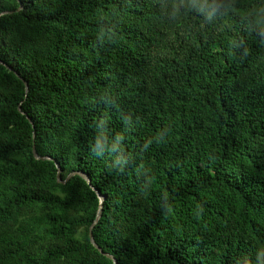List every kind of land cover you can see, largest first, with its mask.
Returning a JSON list of instances; mask_svg holds the SVG:
<instances>
[{
  "label": "trees",
  "instance_id": "obj_1",
  "mask_svg": "<svg viewBox=\"0 0 264 264\" xmlns=\"http://www.w3.org/2000/svg\"><path fill=\"white\" fill-rule=\"evenodd\" d=\"M6 11L0 264H264V0Z\"/></svg>",
  "mask_w": 264,
  "mask_h": 264
},
{
  "label": "water",
  "instance_id": "obj_2",
  "mask_svg": "<svg viewBox=\"0 0 264 264\" xmlns=\"http://www.w3.org/2000/svg\"><path fill=\"white\" fill-rule=\"evenodd\" d=\"M21 8H23V5L21 6ZM11 12H3V13H1L0 14V18L2 17V16H4V15H8V14H10ZM1 63H3L2 61H0ZM4 64V63H3ZM8 68L10 69V70H12V67L10 66H8ZM21 79H23L24 80V78H22L21 77V75L20 74H17ZM24 82H25V84H26V89H27V92H29V83L27 82V81H25L24 80ZM19 111L22 113V114H24L30 121H31V119H30V117L24 112V111H22V109H21V106H19ZM34 138H35V132H34V136H33ZM33 154H34V157L36 158V159H50L49 157H41L39 154H38V152H37V149H36V146L34 145L33 146ZM56 165H57V168H58V175H57V179H58V181L59 182H62V183H65L67 180H69L72 176H74V175H80V176H82L83 178H84V180L87 182V184L92 188V189H94V191L97 193V195L99 196V199H100V205H99V208H98V211H97V218H96V220H95V222H94V224L91 226V228H90V241H91V244L102 254V255H104V256H106V257H108V258H110V259H112L113 261H114V263L115 264H118V262H117V260L113 257V256H111V255H109V254H107V253H105L101 248H100V246L96 243V241H95V238H94V235H93V229H94V226L99 222V220H100V218L102 217V214H103V206H104V201H105V196H103L98 190H96L94 187H93V185H92V182H91V179L84 173V172H82V171H76V172H72V173H70L69 174V176L67 177V179L66 180H62V177H61V167H60V165L58 164V163H56Z\"/></svg>",
  "mask_w": 264,
  "mask_h": 264
}]
</instances>
